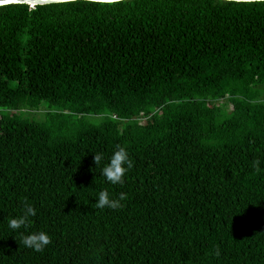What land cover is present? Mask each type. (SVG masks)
I'll return each mask as SVG.
<instances>
[{
	"label": "trees",
	"instance_id": "trees-1",
	"mask_svg": "<svg viewBox=\"0 0 264 264\" xmlns=\"http://www.w3.org/2000/svg\"><path fill=\"white\" fill-rule=\"evenodd\" d=\"M117 146L123 185L94 163ZM0 264H264V4L1 5Z\"/></svg>",
	"mask_w": 264,
	"mask_h": 264
},
{
	"label": "clouds",
	"instance_id": "clouds-1",
	"mask_svg": "<svg viewBox=\"0 0 264 264\" xmlns=\"http://www.w3.org/2000/svg\"><path fill=\"white\" fill-rule=\"evenodd\" d=\"M64 2H75V0H64ZM91 3H95L96 0H90ZM226 3L237 4L242 0H225ZM249 3L264 4V0H246ZM103 153H95L94 163L96 167H100V174L104 177L105 181L111 185H123L125 177L128 172L133 168V160L130 157L129 151L125 146H117V149L113 151L112 155L108 158L106 163ZM261 162L254 161L253 167L257 173L261 172ZM127 199V194L121 192L118 198H113L107 190H102L97 193L95 208L104 210H119L123 207V201ZM37 216L36 208L30 203H24L22 212L20 215L9 218L7 221V227L12 232H20V243L25 248L31 249L34 252L42 253L45 248L51 243V236L45 231H33L25 234L20 230L27 231L30 225L33 223L32 218ZM215 255L219 257L221 255L219 249L215 251Z\"/></svg>",
	"mask_w": 264,
	"mask_h": 264
},
{
	"label": "water",
	"instance_id": "water-1",
	"mask_svg": "<svg viewBox=\"0 0 264 264\" xmlns=\"http://www.w3.org/2000/svg\"><path fill=\"white\" fill-rule=\"evenodd\" d=\"M114 1H119V0H96V2H114ZM242 1H246V0H242ZM61 2H64V0H0V6L6 4H15V3L28 4L30 6H33L36 4L61 3Z\"/></svg>",
	"mask_w": 264,
	"mask_h": 264
},
{
	"label": "rangeland",
	"instance_id": "rangeland-1",
	"mask_svg": "<svg viewBox=\"0 0 264 264\" xmlns=\"http://www.w3.org/2000/svg\"><path fill=\"white\" fill-rule=\"evenodd\" d=\"M40 107H41V109H42V108H45V107H46V104L42 103V104L40 105ZM41 111H42V110H41ZM41 111H38V112L35 113V117H36V118H39V117H40L39 114H41V113H39V112H41ZM36 120H41V119L39 118V119H36Z\"/></svg>",
	"mask_w": 264,
	"mask_h": 264
}]
</instances>
